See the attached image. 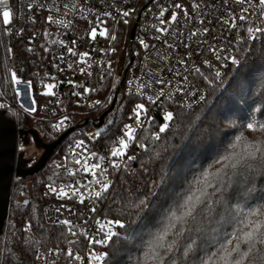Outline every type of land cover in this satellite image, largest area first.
Here are the masks:
<instances>
[{
  "label": "snow or ice",
  "instance_id": "obj_1",
  "mask_svg": "<svg viewBox=\"0 0 264 264\" xmlns=\"http://www.w3.org/2000/svg\"><path fill=\"white\" fill-rule=\"evenodd\" d=\"M225 5L224 15L217 16V20L222 26H229L231 35L233 32H239V38L235 41L236 47L233 51L236 55L222 56L216 53L215 46L211 50L215 55L217 61L224 60L231 64L237 65L239 57L243 56L247 59L253 51L254 45L258 42L264 45V0H223ZM232 8H228L229 4ZM239 7V13L235 12V7ZM35 8L45 9L44 3L36 5L29 4V10ZM72 7H75L73 4ZM157 19L161 25L165 24L163 17L169 10L168 7L160 6ZM170 7L183 12L185 23L188 22V10L183 7L181 3H173ZM209 5H204L203 9L206 10ZM65 9L69 5H64ZM194 12L200 17V23H204L203 12L200 4L194 3L192 5ZM46 10L51 12V7ZM134 9L119 10L120 14L125 18L123 23L128 24V17L131 16ZM152 11L151 8L148 9ZM105 16H110L111 13H104ZM3 24L10 23L12 13L9 9H4L2 12ZM48 20L52 21V16H48ZM103 23L104 21H99ZM211 23V20L208 21ZM178 12L173 11L168 24H178ZM176 29H173V35L177 34ZM211 29L204 28L203 33L209 34ZM169 29L166 27H157L156 35L154 38L159 40L161 36L167 34ZM91 38L97 37V29H91ZM180 35H183L180 33ZM199 33L191 31L190 37H196ZM100 37H107V30L99 32ZM112 40L116 37L112 36ZM140 45L147 49L148 44L143 39L139 40ZM167 43V41H165ZM187 47V45H185ZM169 48H174V44H168ZM11 52V49H7ZM68 51L72 55L71 48ZM221 51H224L223 49ZM262 58H264V47L259 49ZM81 54V62L83 56ZM184 61H177V64H183ZM207 67L211 69V64L205 62ZM71 67V65H69ZM110 67V65H109ZM170 72H175L179 76V71L169 68ZM196 73H200L199 67L195 68ZM221 72H215L214 76L210 79V86L215 84L217 78H221ZM161 77L150 82L141 81L135 93L129 91L128 95H137L141 100H147L148 104L159 106L163 108L162 98L164 97L163 90L156 91L154 85H168L170 81L164 80ZM184 81H187L185 76ZM136 80L133 77L127 83L129 86ZM21 79L17 78V73L12 72L11 83L14 86L21 84ZM222 82V80H221ZM71 83V82H69ZM46 91L43 93L45 96L54 95L53 89L55 84L47 83L44 85ZM260 95L264 96V73L259 77ZM25 95L32 97L33 84L31 81L25 83ZM85 91H89L85 89ZM147 92H155V95H146ZM181 97L187 95L186 92L179 93ZM17 97L20 96V90L15 92ZM198 94H193L189 99L187 105H177L183 110L182 114H186L191 119L189 124L193 132L199 128L200 123L207 116L206 111H196V105L193 100L196 99ZM205 101L204 96H199L197 103L202 110ZM106 103H112L113 109L109 110L108 115L114 116L115 112H120L123 115V109L115 108L114 98L108 101H94L91 105L98 110L103 108ZM36 101L31 99V105L25 108V111H36ZM23 107V105H21ZM0 104V108H3ZM264 112V109H261ZM128 119L132 123H125L120 129V134L117 136L110 150L111 160L108 161L107 166L101 163L104 160L103 156L97 153L88 154L89 150L85 145V140H79L75 143V148L70 149V153L74 159L76 166H81L80 169L83 173L92 177L88 184L80 185L87 191L88 197L93 198L99 202L104 200L111 194L113 184L107 180L109 168L116 170L118 173L121 169L128 170L130 163L139 159L136 155H130L129 149L132 146L141 150V154H149V162L153 165L152 177L148 182L143 183L141 187L134 185L127 188L128 195L125 198L122 189L119 194L120 204L116 205V197L112 199V204L118 206L120 211L119 215L113 218L96 220L98 225L97 239L95 236H88L86 232L78 233L76 225L71 220H63L59 218L63 206L54 209L57 214L56 217L49 216L53 224L63 225L67 229V234L71 236L83 235L87 239L88 244L93 247L87 252V256L74 254L71 249L67 251V264L72 261L79 262V264H107L109 259V252L97 251L94 246L99 245L103 249H108L114 240H123L126 243L137 245L138 255L135 264H264V185L260 181H264V141L248 142L244 134L239 131V127L235 124H224V128H231L232 131L225 132L223 135L234 136L235 142L232 140L220 141L213 149L209 147L204 154V161L197 163L195 160H189L185 164L177 167V163L171 160L169 153V145L167 140L162 141V136L166 137L171 132L176 114L172 111H164L162 120L163 123L157 125L156 117L149 114V108L145 103H134ZM68 117L65 116L59 124H53L54 130H58L65 124ZM115 123V119H107L105 127L98 128L94 134H89L88 139L93 140L100 138L102 133L109 129ZM135 125V126H134ZM157 131L153 132V127ZM246 128L249 131H255L257 125L254 123H247ZM259 128L264 131V124H260ZM148 132L147 136H140L137 138L138 132ZM219 131V126L215 123L202 129L199 135L193 137L189 134L187 137L188 143H195L197 146L203 144L205 139L211 140L215 133ZM239 133V134H237ZM147 141L151 142V147ZM244 142L243 150L238 151L241 142ZM230 145V147H229ZM80 149L81 151H76ZM214 155L209 157L208 153L213 152ZM81 153H84V158L81 159ZM67 159V158H65ZM123 162V163H121ZM55 168L62 167L61 164L54 166ZM146 171L144 165L141 166V174ZM75 175V173H70ZM95 186V187H94ZM49 193L56 195L57 198H66L69 196V191L64 187L57 189L54 184H49ZM48 193H46L47 195ZM71 196H79V203H85V195L79 189L74 188L71 191ZM71 213L72 210L68 209ZM90 213H95V207H89ZM48 215V213H45ZM74 214V213H73ZM34 217H28L26 223L22 227L17 228L15 224H9L8 233L2 231L0 226V235L4 239L0 240V264H17L20 257L25 255V248L21 247L22 243L25 246H30L32 241L27 236V233L34 230L32 223ZM136 223L137 227L141 224L144 225L139 238L136 230L129 231L130 226ZM39 222L35 228H40ZM124 235L121 236L120 233ZM60 236H65V232L61 231ZM70 244L77 243V241H69ZM36 261L46 260V257L37 251L33 252ZM49 255H53L50 251ZM55 256H60V250L54 253ZM55 264V261H53Z\"/></svg>",
  "mask_w": 264,
  "mask_h": 264
},
{
  "label": "built area",
  "instance_id": "obj_2",
  "mask_svg": "<svg viewBox=\"0 0 264 264\" xmlns=\"http://www.w3.org/2000/svg\"><path fill=\"white\" fill-rule=\"evenodd\" d=\"M30 3L33 5L44 3L46 8L42 10L34 7L30 11L28 8ZM173 3H181L188 10L187 23L182 11L170 7ZM194 3L201 5L203 24L192 9ZM65 4L69 5L68 9L64 8ZM73 4L75 7H72ZM158 4L169 8L163 17L164 25H161L157 19L160 10ZM204 5L209 7L204 10ZM48 7H51V12L46 10ZM227 7L232 8L233 5L230 3ZM149 8L152 9L151 12L148 11ZM4 9H9L12 13L11 21L7 26L1 21ZM123 9H134L127 18L128 24L123 23L125 18L119 12ZM224 9L223 0H0V73L5 84V92H0V104L4 106L0 108V112L4 115L6 111L9 112V119L14 122L17 130H22L19 124L22 114L46 124L57 138L68 132L61 141L65 143L64 152L55 159V165L61 164L62 171L59 181L54 183V186L58 190L64 187L70 194L66 198H57L56 195L49 193L48 185L45 187L43 194L48 199V203L44 212L48 213L45 214V218L50 224L55 225L49 218V216H57L54 209L63 206L59 214L60 219L73 221L78 225L76 228L78 233L86 232L88 236L100 238L97 235L98 225L95 221L102 222L106 219L103 209L109 195L99 202L88 197L87 191L80 185L88 184L92 177L80 170L82 165H75L70 153V149L75 148V143L83 139L89 155L94 152L98 154L96 159L99 156L104 157L102 164L107 166L108 161L112 159L110 150L115 145L104 146L102 143L99 145V138L88 139L89 134H94L98 130L96 125L100 120L101 116L98 115L102 109L98 110L91 105L97 100L108 101L112 95L116 97L120 88L127 95L129 91L135 93L141 81L150 82L149 77L155 80L163 73L162 78L170 81V84L154 85L156 91L164 92L163 108L150 105L146 99L141 100L137 95L131 96L137 101L136 103L146 104L149 114L156 117V122L162 118L164 111H171L172 108L182 109L177 105H187L193 94H198L192 102L196 108L199 107L197 103L199 96H204L206 99V89L201 84L205 77L214 76L215 72L219 71L222 75L217 79L221 82L222 77L231 68L230 60L228 62L216 60L211 50L212 46H215L216 53L222 56L235 55L233 48L236 47L235 41L239 38V32L230 35L229 26H222L217 20V16L224 15ZM234 10L239 13L238 6ZM173 11L178 12L179 23L169 25L168 21ZM104 13L111 15L105 16ZM49 15L52 16V21L48 20ZM101 20L104 22L100 23ZM209 20L211 23L208 22ZM93 27L97 29L95 39L90 35ZM157 27L169 29V32L162 35L159 40L154 38L160 35L156 33ZM204 28L211 29L210 33L205 35ZM105 29L108 36L100 37L99 32ZM173 29L178 30L175 36L172 34ZM191 31H197L199 35L190 37ZM112 36L116 39L112 40ZM140 39L149 45L147 49L140 45ZM168 44H174L175 47L169 48ZM8 48L11 52L7 51ZM68 48H71L76 55H72ZM222 49L224 51H221ZM85 53L87 55L83 56L81 62V54ZM178 60L184 63L178 65ZM205 62L211 64V69ZM197 67L201 69L200 73L194 71ZM169 68L179 71L180 75L176 76L174 71H169ZM12 72H16L17 78L21 79L19 86L12 85ZM185 76L187 81L183 79ZM133 77H136V80L129 86L127 82ZM103 80L106 81L105 91H102L101 87ZM27 81L33 84L31 98L25 95L24 87ZM47 83L56 85L52 96L43 95L46 91L44 85ZM116 86L118 90L113 94ZM181 86L182 91L187 93L183 97L179 94ZM17 89L20 90L19 97L15 95ZM146 95L154 96L155 92H147ZM32 98L36 101V111H25V108L31 105ZM133 106L128 107L124 112L126 123H132L128 116ZM65 116L68 117L65 124L54 130L52 125L59 124ZM105 125L106 123L103 122L101 128ZM142 133H137L138 139ZM38 135L40 137V134ZM19 142L20 139L17 138V144ZM132 148L133 146L129 149L130 155ZM76 151L81 150L76 149ZM84 155L81 153L80 158L83 159ZM122 172L123 169L118 173L109 168L106 178L113 184L111 193ZM74 188L84 193V204L78 202L79 196H71ZM89 207H95L97 211L90 213ZM68 209L72 212L70 213ZM7 221L8 214L5 225ZM67 236L70 241L77 243L68 242L60 247L48 248L40 246L37 250L46 257V260L35 261V264H53V261L55 264H67L69 249L74 254L86 257L88 250L93 247L88 244L87 239L83 235L67 234ZM94 248L100 251L101 247L95 245ZM57 250L61 252L58 257L54 255ZM50 251L53 255H49ZM71 264H79V262L72 261Z\"/></svg>",
  "mask_w": 264,
  "mask_h": 264
},
{
  "label": "trees",
  "instance_id": "obj_3",
  "mask_svg": "<svg viewBox=\"0 0 264 264\" xmlns=\"http://www.w3.org/2000/svg\"><path fill=\"white\" fill-rule=\"evenodd\" d=\"M264 47L259 42L254 45L253 51L248 55L247 59L243 56L239 57V63L237 65L231 64L230 70L222 77V82L217 79L215 84L210 86V79L212 75H207L201 83L206 89V99L204 101V108L201 110L199 107L195 108L196 111H206L207 116L200 123L199 128L195 132L191 130L189 120L191 119L186 114H182L183 110L180 108H172L171 111L176 114L174 126L167 134L166 137L162 136V141L167 140L169 145V153L171 154V160L177 163V167L185 164L189 160H195L197 163L205 162L204 154L209 147L215 148L223 139L224 141L232 140L235 142V137L223 135L225 132H231V128H224V124L235 123L239 127V131L244 134V137L248 142H260L264 141V131L259 128L260 124H264V96L260 95L259 77L264 73V58H262L259 49ZM236 55V52H235ZM102 81V80H101ZM102 91L106 90V81L101 84ZM118 90V86L115 87L113 94ZM0 92H5V84L3 82L2 75L0 73ZM115 101V108L123 109V115L120 112H115L114 116H110L107 119H115V123L107 129L99 138V145L102 143L104 146H112L114 143L110 141L115 140L120 134V129L123 124L127 122L125 117V110L131 107L137 101L131 96L124 93L120 88L117 96L112 95ZM112 103H107L101 110L98 117L102 116L105 112L110 110ZM115 111L114 108H112ZM5 116L10 118L9 112H5ZM107 119L106 122L107 123ZM20 128L22 130H35L40 134V139L45 144H50L57 139V135L53 134L46 124L28 118L21 114L19 119ZM163 123L160 118L156 124ZM215 123L219 126V131L214 134L211 140L205 139L203 144L197 146L195 143H188L187 137L189 134L195 137L199 135L202 129L208 128L209 125ZM247 123H254L257 125L255 131H249L246 128ZM152 131H157L154 126ZM148 132H143V136H147ZM239 134V133H237ZM141 135V136H142ZM151 147V142L147 141ZM244 142H241L238 151L243 150ZM230 147V145H229ZM65 143H60L53 151L51 158L56 159L59 155L63 154ZM149 154H141V150L133 146L131 149V155L139 157L136 161L131 163L129 170L124 171L119 176L114 190L108 196L104 202L103 213L107 218H113L119 215V207L114 206L111 202L113 197H116V205L120 204L119 194L122 189L124 191L125 198L128 195L127 188L131 186L141 187L143 183L148 182L152 177L153 165L149 162ZM209 157L214 155V151L208 153ZM144 165L146 171L141 174V166ZM55 163L51 164L46 162L43 169L34 175L33 177L26 179H15L12 187L11 198L9 201L8 221L4 225L2 231L8 233V225L15 224L17 228L23 226L27 222L28 217H34L32 223L34 230L27 233V236L31 238V245L25 246L22 243L21 247L25 248V255L20 257L17 264H35L34 251L41 247H60L65 245L70 240L67 236L66 228L62 225H52L45 218V206L48 203V199L44 196L43 192L47 185L54 184L59 181L61 176V168H55ZM30 183L27 184L26 182ZM261 185H264V181H260ZM27 200V204L24 201ZM39 222L40 228H35V225ZM6 228V229H5ZM144 225L141 224L137 227L134 222L129 231L136 230L137 236L141 233ZM65 232V236H60V232ZM124 235L123 232L120 233ZM3 235H0V240H3ZM107 250L109 252V259L107 264H135L138 255V244L133 245L126 243L123 240H114L112 245L108 249L100 248V251Z\"/></svg>",
  "mask_w": 264,
  "mask_h": 264
},
{
  "label": "water",
  "instance_id": "obj_4",
  "mask_svg": "<svg viewBox=\"0 0 264 264\" xmlns=\"http://www.w3.org/2000/svg\"><path fill=\"white\" fill-rule=\"evenodd\" d=\"M113 108V104L111 105L110 109ZM108 111L105 112L101 117L96 125V128H101L104 118L107 116ZM7 117L0 112V120L6 119ZM11 120V119H10ZM9 121V119H8ZM13 122V121H11ZM14 126H8L5 123H0V131L7 132L8 134H13L17 141V138L21 139L24 138L25 143L31 142L35 146L36 149H40L41 153L37 160L32 162V160H26L24 163H18L16 158L13 156L10 161H0V196L7 193L8 201L6 202L5 207V216L3 217L0 226L2 229L5 225L7 214L9 211V201L11 197L12 187L15 179H26L33 177L37 173H39L43 167L45 166L46 162L51 158L54 149L61 143L63 138L68 134V132L59 136L54 142L50 144H45L40 139L38 133L35 130H17L15 124ZM103 128V127H102ZM17 143V142H16ZM17 148V144H16ZM24 204H27V200L24 201Z\"/></svg>",
  "mask_w": 264,
  "mask_h": 264
},
{
  "label": "rangeland",
  "instance_id": "obj_5",
  "mask_svg": "<svg viewBox=\"0 0 264 264\" xmlns=\"http://www.w3.org/2000/svg\"><path fill=\"white\" fill-rule=\"evenodd\" d=\"M12 17V16H11ZM10 17V21H11ZM1 21L3 22V16L1 15ZM21 106V105H20ZM6 118L3 120H0V123H5L8 126H14L12 120ZM15 136L13 134H8L7 132L0 131V161H10L12 157L14 156L16 158V161L18 163H24L26 160H35L40 155V150L34 148L31 144L25 143L24 138L20 139L19 144L16 143ZM17 144V148H16ZM19 145V146H18ZM54 158H50L48 160L49 163L54 164L55 163ZM131 166V163L128 166V170ZM27 184L30 182L27 181ZM8 201L7 193L5 192L0 196V224L5 216V207L6 202ZM13 224V221H12Z\"/></svg>",
  "mask_w": 264,
  "mask_h": 264
},
{
  "label": "flooded vegetation",
  "instance_id": "obj_6",
  "mask_svg": "<svg viewBox=\"0 0 264 264\" xmlns=\"http://www.w3.org/2000/svg\"><path fill=\"white\" fill-rule=\"evenodd\" d=\"M109 116H108V114H107V116L104 118V121L103 122H106V119L108 118ZM28 144H31L34 148H35V146L33 145V143L31 142V140L29 141V143ZM38 150H40V149H38ZM40 153H41V150H40ZM39 157V156H38ZM32 160V159H31ZM35 160H37V158L35 159ZM35 160H32V162H34Z\"/></svg>",
  "mask_w": 264,
  "mask_h": 264
}]
</instances>
